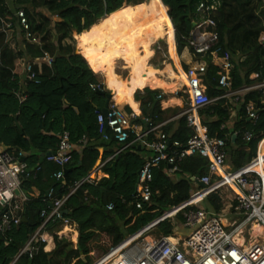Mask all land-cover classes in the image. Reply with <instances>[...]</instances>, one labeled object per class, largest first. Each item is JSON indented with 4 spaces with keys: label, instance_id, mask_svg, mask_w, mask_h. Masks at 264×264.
<instances>
[{
    "label": "trees",
    "instance_id": "16d2710c",
    "mask_svg": "<svg viewBox=\"0 0 264 264\" xmlns=\"http://www.w3.org/2000/svg\"><path fill=\"white\" fill-rule=\"evenodd\" d=\"M144 1L0 0V142L10 150L29 153L25 159L29 171L23 176L21 188L31 190L36 187L40 190L37 198L31 197L26 202L23 215L27 222L22 220L11 231L0 234V264H91L95 260L92 257L95 246L106 252L128 234L160 216L167 207L190 199L197 184L195 179L208 172V158L199 154L175 161V174L180 176L178 179L168 174V169L171 168L169 161H162L153 171L152 201L145 204L143 209H138L135 204L136 187L145 159L139 152V146L134 145L108 162L105 170L110 173L109 178L82 184L65 203L63 210L68 211L65 217L75 223L79 231L77 248L66 237L55 234L63 224L62 220H52L47 229L54 234V250L46 252V243L38 242L32 257L28 254L18 256L29 241L31 229L35 231L41 224V212L49 210L50 203L55 198L66 195L77 182L91 173L99 159L96 146L109 148V154L118 149V142L113 136L109 141L103 139L97 119L110 90L106 88L102 76L91 69L79 50L77 53L74 33L89 29L104 16L119 13L128 4ZM208 2L211 1L154 2L162 16L161 22L167 24L169 29L170 19L174 27L171 52L179 65L176 44L179 52L186 48L188 44L185 38L193 29L194 21L200 19L198 7L201 3ZM122 16L125 17L123 13L120 14ZM211 16L217 22L223 51H229L232 55L233 87L241 88L264 81V44L261 41L264 33V0H220L217 11ZM117 22L118 19L114 16L107 21V41L112 40L108 41L110 46L106 43L110 47L109 55L116 60L130 59L138 68L142 65L140 56L143 52L137 48L136 40L154 25V21L132 14L124 22L122 30ZM169 32L173 35L171 29ZM27 33H30V38H26ZM19 34L23 37L21 41ZM120 45L121 49L118 48ZM45 53L52 57L51 65L44 60ZM24 60H28L34 70H41L38 75L39 83H21ZM207 60V92L210 96H216L220 93L217 87L219 68L210 62V56ZM253 74L256 75L255 78L251 77ZM180 84L179 80H170L162 73L142 74L139 81L133 84L123 110L130 113L132 107L139 112V101L142 115L150 117L153 113V124L161 123L167 118L160 104L162 99H158L162 90L150 87L174 92ZM91 85H100L101 88L94 90ZM23 96L25 99L21 101L20 97ZM249 102L255 105L257 121L249 119ZM221 103L203 108L199 114L202 123L207 126L209 136L225 139L226 157L233 168L238 169L256 157L259 143L264 139V94L259 90L245 94L237 107V121L232 128L226 126L231 116L230 107L222 106ZM36 110L43 113L42 126L41 117ZM141 120L139 116L135 122L141 124ZM178 123L175 130L171 125L165 126L163 132L170 141L186 143L194 131L188 125L186 116H181ZM63 131L70 133L71 142L78 143L86 138L89 145L83 149L82 154L72 153L70 162L64 166L67 173L63 179L57 180L54 174L61 167L47 161L46 156L40 161V154L47 155L56 151L59 134ZM247 132L252 133L251 140L246 139ZM133 137L134 134H131V139ZM153 138L154 135H151L148 141ZM173 148L168 146L167 153ZM261 149L264 153V140ZM103 158L105 159V155ZM115 160L116 166L113 169ZM51 189L53 192L49 197ZM110 202L115 204L113 211L107 209ZM196 208L219 214L223 208L222 199L219 193H212L201 204L190 206L187 210ZM177 219L184 220L182 213L177 215ZM174 228V222L169 218L155 226L154 231L160 236L173 235ZM123 230L128 233L125 234ZM72 240L78 241L77 233ZM82 253L85 259L81 257Z\"/></svg>",
    "mask_w": 264,
    "mask_h": 264
},
{
    "label": "built area",
    "instance_id": "2783aa9c",
    "mask_svg": "<svg viewBox=\"0 0 264 264\" xmlns=\"http://www.w3.org/2000/svg\"><path fill=\"white\" fill-rule=\"evenodd\" d=\"M220 0L201 3L198 7L200 19L194 21L193 29L185 38L186 48L193 56V61L185 70L186 91L189 94V106L184 109L179 117L186 116L188 125L194 134L186 141H170L166 133H157L164 123L153 124L149 122L147 128L137 131L135 120L139 117L136 112L130 113L123 110L120 105L111 100L108 114L98 112L97 119L99 132L103 139L109 141L112 136L118 144H121L116 152L100 166L114 159L126 149L148 140L151 135L154 138L148 142L151 155L145 160L138 175L136 189V208L143 209L145 204L152 201V181L154 168L159 167L162 161H169L174 166L175 161H181L186 157L199 154L208 158V173L199 179L203 186L185 202L171 207L160 216L147 223L139 230L128 234L121 242L98 256L91 264H264V232L252 240L251 230L255 225L264 228V166L260 170L253 169L255 165H262L264 158L260 156V146L256 157L248 164L238 169H225L227 156L226 141L223 138L211 137L207 126L199 117V112L222 99H236L240 101L243 94L252 90H259L264 94V81L256 82L241 88H234L232 70L234 63L231 55L222 50L220 34L217 22L211 16L215 12ZM24 23V21H23ZM30 33L26 38H30ZM264 44V35L261 37ZM219 68L217 87L220 93L212 97L207 92L206 75L209 61ZM44 60L51 65L52 57L45 53ZM31 63L24 60L23 73L21 75L24 84L28 82L39 83L38 75ZM96 90L100 85H91ZM162 95L158 96L161 99ZM25 96L21 97V101ZM249 119L257 121L258 114L250 104L247 106ZM148 121L149 118H146ZM131 134H134L131 139ZM247 140H251V132L245 134ZM59 146L56 151L46 155V160L61 167L54 176L57 180L64 178V166L71 160L73 144L70 133L63 131L59 134ZM168 146L174 147L167 153ZM29 171L28 165L23 159L21 151L15 152L0 143V234H6L15 226H18L25 212V205L29 198L18 194L21 190L23 176ZM97 182L94 173L77 182L71 190L61 198H55L50 203V209L41 212L42 222L39 227L32 231L29 241L19 252V255L28 254L32 257L38 242H48L50 233L47 229L52 220H62L69 223L65 217L64 206L68 199L84 183ZM228 190L231 203L221 214H215L204 208L187 210L196 205L212 193ZM53 189L49 190L48 196L52 195ZM223 199V198H222ZM107 209L113 211L115 204L110 202ZM183 215V225L190 228V234L177 239L175 235H161L154 237L149 234L160 222L171 218L175 220L178 214ZM239 213L242 219H233L225 222L229 214ZM247 228L249 240L243 237V241L236 239L237 234H243Z\"/></svg>",
    "mask_w": 264,
    "mask_h": 264
},
{
    "label": "crops",
    "instance_id": "0c3cea01",
    "mask_svg": "<svg viewBox=\"0 0 264 264\" xmlns=\"http://www.w3.org/2000/svg\"><path fill=\"white\" fill-rule=\"evenodd\" d=\"M151 1L153 2V5L155 7V11L147 10L148 9L147 8L148 7V0H145L144 2H141L139 4H128V8L125 9V12H122V11L119 12L120 14L123 13L125 15V17L124 16L120 17V14L118 12H115L114 14H112L110 16L102 17L93 26H91L89 29L82 31L79 34H76V37L78 39V50H79V52L87 60L91 69L95 73L100 74L102 77H104L105 80H103V81L106 85V88L108 90H110V92H113V97L111 100L120 101L121 103H119V105L122 109L124 108L126 102L128 101V99L130 97V91L127 89V86H129V85L133 86V84L137 83L142 74L146 75V74H150V73H157L156 71L159 70L158 68H155L150 64V59L154 55V51L152 49V46L158 40H161V39L166 40L167 51H168L169 57L174 61L175 67L177 68V65H176L177 60L175 57H173L172 52H171V45H172V43L174 44V33H173L174 27H173L170 19L168 18L170 25H171V26H169V29H171L172 34H173V35H170L169 29H167V24H165L164 22H161L162 16L156 9V5L154 3L155 0H151ZM157 1L159 2V0H157ZM131 14H134L138 17L143 18V19H144V17L146 19L150 18L152 21H154V25L153 26L151 25L150 28H147L136 40L137 48L143 52L142 55L140 56V57H142L141 58L142 65L137 68V66H135L134 63L130 59H125V58L120 59V60H123L125 63H128V65L125 64V68L128 69V74L125 77H123L122 75H120L119 73L116 72V68H117L116 67L117 66L116 61H118V60L111 58V56L109 55L110 43L108 41H112V40L107 41L108 35H109V29H108L107 21L112 16L116 17L118 19L117 23L120 26V29L122 30L124 27V22L127 21L128 17ZM117 15H119V16H117ZM175 42H176V37H175ZM106 43H108L109 46L108 45L106 46ZM176 49L178 50L177 44H176ZM186 54L189 56L184 57ZM185 55L183 54V61H185L187 63V66H190L192 64V61H193V56L190 53V51H188V53H185ZM180 66H181V70L184 73L185 70L183 69L181 62H180ZM170 68H172V67L170 65H168L167 68L164 69V73L167 74L168 72H173L172 69H170ZM179 74H181V73H179ZM251 77L255 78L256 75L253 74V76H251ZM179 83H181L180 84L181 86L176 88V90L174 92H167L161 88L150 87L151 89L162 90V92L160 93L162 95V98H161L162 100H161L160 104H161L162 109L165 110V116L167 117L163 122H161V123H164V125L160 128V130L157 133H160V131L163 132V128L165 126L167 127V126L172 125L173 130H175L178 127V124H179L178 122L180 120L179 115L184 109H186L184 106V103H183V99L181 97L182 94H185L187 96L188 100L190 101L189 94L186 91V87L184 86L185 79H184L183 84H182V82H179ZM143 89H138V90H143ZM244 96H245V93L243 94V96H241L240 101H236V99L233 98V99H222V100L215 102V103L222 102L221 103L222 106H229L230 107L231 116H230L229 121L226 124V126L228 128H232L234 126L235 122L237 121V117H236L237 116V107L239 106V103L242 101ZM212 97H215V96H212ZM137 102L139 103V108H138L139 112H136V113L138 116H141V119H142L141 124H137V126H138L137 131L140 132L146 128V124L143 123V119L149 118L150 120H152L153 113H151L150 117H144L142 115L141 104L139 101H137ZM250 104L253 107L255 106L253 102L248 103V105H250ZM131 109H132V111H134L132 107H131ZM199 117H200V114H199ZM200 119H201V117H200ZM40 124L42 126L41 119H40ZM17 126L20 127L19 124H17ZM102 137H103V135H102ZM105 141H107V140H105ZM148 142H149L148 140H144V141L140 142L139 144H137L139 146V148H138L140 150L139 152L145 160L151 155V152L149 151L148 145H147ZM0 143H2L4 146H6L3 142H0ZM88 143H89V141L86 138H83L78 143L72 142L73 150L71 152V156H72L73 152H77L79 154H82L83 149L89 145ZM96 149L99 151V159L97 160L96 165L92 169L91 173H94V177L98 182L99 180H101L103 178H109L110 177V173L107 170H105L106 165L110 161L106 162L103 166H100V164L102 162H105L106 160H108L116 152L117 149H115V152L113 154L112 153L109 154L107 151V150H109V148L105 149V147L101 146V145H97ZM144 150H147L148 152L144 153ZM12 151L18 152V150H16V149L12 150ZM19 151H21L23 153V159L24 160L26 159L27 156H29L28 152L23 151V150H19ZM42 154H45V153L40 154V161H41V155ZM104 155H105V159L103 158ZM45 156H46V154H45ZM45 156H44V158H45ZM114 163H115V165H114ZM115 166H116V160L113 162L112 168L115 169ZM232 169H234V168H232ZM175 172H176V169H174V166L171 165V168L168 169V174L172 178L178 179V176L175 174ZM137 186H138V184H137ZM197 186L200 187L199 184L198 185L196 184L195 188L193 189L195 191L194 192L192 191V195L195 194L197 191H199V189L201 188V187L199 188ZM136 189H137V187H136ZM20 194L27 196L29 199L31 197L37 198L40 195V190L36 187H33L31 190H26L24 188H21ZM201 202L202 201H198L196 203V205L201 204ZM24 217L25 216L23 215V218ZM24 222H27V218H26V221H24ZM225 222H228V221L225 220ZM66 231H68V232H66ZM263 232H264V229L262 227H260V229L256 233H257V235H259V234H262ZM76 233H77V237L79 240L80 235H79V231L77 229V225H75V223H72V222H69L68 224L63 223L61 225L60 229L55 232V234L59 235L60 237H66V238H67V236H70V238H72ZM251 233L253 236V230ZM189 234L190 233H188L185 236H182L179 234H173V235H175V237L177 239H179V238L186 237ZM78 243H79V241H77V244ZM55 247H56V244L54 241V234H51L48 237V242L46 243L44 250L46 252H50V251L54 250ZM77 247L78 246H76V248Z\"/></svg>",
    "mask_w": 264,
    "mask_h": 264
},
{
    "label": "rangeland",
    "instance_id": "374dc122",
    "mask_svg": "<svg viewBox=\"0 0 264 264\" xmlns=\"http://www.w3.org/2000/svg\"><path fill=\"white\" fill-rule=\"evenodd\" d=\"M211 2H213V1H215V0H210ZM218 1V0H217ZM167 7V6H166ZM128 8V7H127ZM126 8V9H127ZM148 9L147 10H152V11H155V7H154V5H153V2L151 1V0H148V7H147ZM120 11H122V12H125V9L124 10H120ZM167 11H169V9H168V7H167ZM217 11V9L215 10V12ZM55 18V17H54ZM76 34H79L78 32H75L74 33V43H75V45H76V49L78 48V39H77V37H76ZM264 35V33H262V35H261V37ZM19 39H20V41L23 39V37H22V35L21 34H19ZM129 43V42H128ZM118 48L119 49H121L122 47H121V45L120 46H118ZM152 49H153V51H154V55L152 56V58L150 59V64L153 66V67H155V68H158L159 70H157L156 72L157 73H162L166 78H169L170 80H177V79H172V77H168V75L167 74H165L164 73V69H166L167 68V66L168 65H170L172 68H170V69H172V71H173V73H176V74H178L179 75V73H181V74H183L184 75V73H183V71L181 70V67H180V65H179V63L177 62V68L175 67V63H174V61L169 57V54H168V51H167V43H166V40L165 39H161V40H158L153 46H152ZM222 50H223V48H222ZM124 53H125V48H123V50H122ZM188 51H189V49L188 48H185L182 52H179V50H177V52H178V54H179V60H180V62H181V65H182V67H183V69L184 70H186L187 68H188V66H187V63L185 62V61H183V54L185 55V53H188ZM230 55H231V53L229 52V51H227ZM189 55H185L184 57H188ZM231 57H232V55H231ZM87 61V60H86ZM116 72L117 73H119L120 75H122L123 77H125L127 74H128V69H126L125 68V64H127L128 65V63H125L123 60H118V61H116ZM175 70V71H174ZM177 71V72H176ZM185 76V75H184ZM253 76V75H252ZM103 78V80H105L104 79V77H102ZM21 80H22V78H21ZM179 82H182V84H183V82H184V79H180V81ZM21 83H23V82H21ZM138 91V90H137ZM141 91V90H140ZM19 94V93H18ZM182 99H183V103H184V106H185V108H187L188 106H189V100H188V98H187V96L185 95V94H182ZM21 98V97H20ZM134 98H135V95H134ZM117 102V101H116ZM120 145L121 144H118V147L117 148H119L120 147ZM148 151L147 150H144V153H147ZM225 169H227V170H231L233 167V165H232V163L230 162V160H229V158L227 157L226 158V161H225ZM178 177H180L179 175H178ZM195 190H193V192H194ZM230 193L231 192H229L228 190H226V189H224V190H222V191H220L219 192V196H220V198L222 199V203H223V208H222V210H221V212L223 211V210H226L227 209V206H228V203H231V199H228V196L230 195ZM171 208V207H170ZM169 207H167L166 208V210H169L170 209ZM227 211H228V209H227ZM221 212H220V214H221ZM222 213H224V212H222ZM243 218V215H241V214H239V213H235V214H229L228 216H227V221L228 222H231L233 219H242ZM184 221V220H183ZM183 221H180V220H178L177 219V217L175 218V220H173V222H174V225H175V228L173 229V234H179V235H182V236H185V235H187L188 233H190V228H188V227H185L184 225H183ZM69 222H71L70 220H69ZM76 225V224H75ZM252 226H251V224H248V226L246 227V229H245V231H244V235L243 234H240L242 237H244L245 239H246V242L249 240V233H248V230H247V228H251ZM124 231V233L125 234H127L128 233V231H126V230H123ZM149 234H151L152 236H154V237H160V235L158 234V233H156L155 231H154V229L149 233ZM76 235V234H75ZM74 235V236H75ZM73 236V237H74ZM72 237V238H73ZM72 238H70V236H67V239L69 240V241H71L72 242V245H73V247H75L76 248V246H78V244H77V241H73L72 240ZM109 250V249H108ZM105 251L102 249V248H100L99 246H95L94 247V249H93V252H92V257L94 258V259H96L98 256H100V255H102L103 253H104Z\"/></svg>",
    "mask_w": 264,
    "mask_h": 264
},
{
    "label": "bare ground",
    "instance_id": "6f19581e",
    "mask_svg": "<svg viewBox=\"0 0 264 264\" xmlns=\"http://www.w3.org/2000/svg\"><path fill=\"white\" fill-rule=\"evenodd\" d=\"M132 15V14H131ZM167 75H168V77H172V79H177V80H179L180 81V79H185V76L183 75V74H175V73H173V72H168L167 73ZM132 87L133 86H131V85H129V86H127V89L131 92L132 91ZM115 101H117V100H115ZM117 103L119 104V103H121L120 101H117ZM136 112V111H135ZM260 156H261V158H264V153L262 152V149L260 148ZM264 166V162L262 163V165L260 164L259 166L258 165H255V166H253V169H256V170H260L261 169V167H263ZM260 227L261 226H258V225H255L253 228H252V230H253V236H252V240L253 239H255V237H257V231L260 229ZM263 228V227H262ZM264 229V228H263ZM252 230H251V232H252ZM66 232H68V231H66ZM244 235V234H243ZM259 235H261V234H259ZM236 239L239 241V242H242L243 241V237L240 235V234H237L236 235Z\"/></svg>",
    "mask_w": 264,
    "mask_h": 264
},
{
    "label": "water",
    "instance_id": "95a60500",
    "mask_svg": "<svg viewBox=\"0 0 264 264\" xmlns=\"http://www.w3.org/2000/svg\"><path fill=\"white\" fill-rule=\"evenodd\" d=\"M193 25H195V23H194ZM77 53H79V52H78V49H77ZM112 97H113V92H110L109 94H107V100H106V103H105L104 107L101 109V111H102L105 115L108 114V108H109V104H110V101H111ZM155 103H156V102H155ZM36 112H37L38 115L41 117V122H42L43 113H42L40 110H36ZM150 121H151L150 119H149L148 121H147L146 119H143V123L146 124V128L148 127ZM234 137H235V136H234ZM44 156H45V154H42V155H41V161L43 160ZM114 165H115V163H114ZM66 173H67V170L65 171V174H66ZM193 179H195V178H193ZM195 181H196V183L199 184L200 186H203V184L200 183L199 179H195ZM17 193L19 194V193H20V190H17ZM67 213H68V211H64V214H67ZM22 220H23V221H26V218L24 217ZM31 232H32V229H31ZM78 241H79V240H78ZM81 257H82L83 259H85L83 253L81 254Z\"/></svg>",
    "mask_w": 264,
    "mask_h": 264
}]
</instances>
